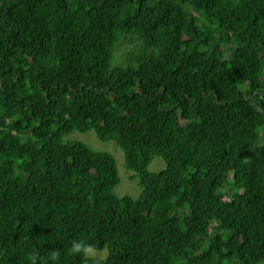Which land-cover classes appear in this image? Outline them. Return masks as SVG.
<instances>
[{"label":"trees","instance_id":"obj_1","mask_svg":"<svg viewBox=\"0 0 264 264\" xmlns=\"http://www.w3.org/2000/svg\"><path fill=\"white\" fill-rule=\"evenodd\" d=\"M257 108L264 0H0V264L264 263Z\"/></svg>","mask_w":264,"mask_h":264},{"label":"rangeland","instance_id":"obj_2","mask_svg":"<svg viewBox=\"0 0 264 264\" xmlns=\"http://www.w3.org/2000/svg\"><path fill=\"white\" fill-rule=\"evenodd\" d=\"M137 47V39H131L130 37L123 39L117 46L114 63L116 65H125L127 53L129 51H135ZM72 140L84 142L88 144L91 148H93L95 151L108 152L116 158L118 163V172L121 180L120 184L116 187L114 191L116 196L122 197L125 195H129L136 198L140 194L138 178H135L134 172L127 170L125 166V155L114 141L102 142L97 138L96 134L93 132L87 134L74 132L64 138L65 142ZM164 168L165 164L163 160L160 158H156L149 169L152 172H160ZM224 233L225 232H222V234ZM107 255V250L97 251L94 249H89L87 252V257L90 258L106 259Z\"/></svg>","mask_w":264,"mask_h":264},{"label":"clouds","instance_id":"obj_3","mask_svg":"<svg viewBox=\"0 0 264 264\" xmlns=\"http://www.w3.org/2000/svg\"><path fill=\"white\" fill-rule=\"evenodd\" d=\"M258 111H264L260 108H257ZM88 245L82 240H74L71 242L70 246L66 249V252L71 255H81ZM62 257V252L60 250L53 249L48 254L49 264H59ZM35 261L36 256L33 254L31 257Z\"/></svg>","mask_w":264,"mask_h":264}]
</instances>
